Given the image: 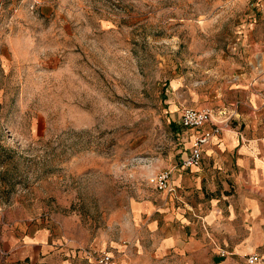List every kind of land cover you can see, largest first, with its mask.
Returning a JSON list of instances; mask_svg holds the SVG:
<instances>
[{"label": "rangeland", "instance_id": "374dc122", "mask_svg": "<svg viewBox=\"0 0 264 264\" xmlns=\"http://www.w3.org/2000/svg\"><path fill=\"white\" fill-rule=\"evenodd\" d=\"M261 77L264 0H0L1 260L3 235L45 232L35 264H242L161 250L131 205L193 144L185 107Z\"/></svg>", "mask_w": 264, "mask_h": 264}, {"label": "crops", "instance_id": "0c3cea01", "mask_svg": "<svg viewBox=\"0 0 264 264\" xmlns=\"http://www.w3.org/2000/svg\"><path fill=\"white\" fill-rule=\"evenodd\" d=\"M250 84L242 89V101L230 104L238 119L204 146L201 164H182L191 145L171 165L174 190L132 203L136 223L165 231L161 250L212 252L214 261L242 264L259 252L264 260V77ZM2 240L10 255L0 264H35L56 256L55 242L45 232L3 235Z\"/></svg>", "mask_w": 264, "mask_h": 264}, {"label": "built area", "instance_id": "2783aa9c", "mask_svg": "<svg viewBox=\"0 0 264 264\" xmlns=\"http://www.w3.org/2000/svg\"><path fill=\"white\" fill-rule=\"evenodd\" d=\"M238 119L235 104L221 107H185L180 114V124L184 129L196 131L193 144L182 164L185 167L200 165L204 146L212 137L219 134L226 127H231ZM173 171L171 169L160 171L150 177V184L159 191L174 190L172 184ZM97 264H120L107 250H101L96 255ZM245 264H264L261 253L254 252L247 255Z\"/></svg>", "mask_w": 264, "mask_h": 264}]
</instances>
